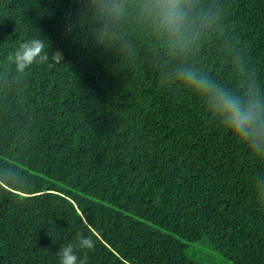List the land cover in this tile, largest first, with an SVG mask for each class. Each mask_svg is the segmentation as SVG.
Listing matches in <instances>:
<instances>
[{"label": "trees", "instance_id": "1", "mask_svg": "<svg viewBox=\"0 0 264 264\" xmlns=\"http://www.w3.org/2000/svg\"><path fill=\"white\" fill-rule=\"evenodd\" d=\"M200 4L215 15L181 57L134 20L101 34L87 0H0V264H59L77 232L88 264H199L204 239L264 264V159L176 80L264 87V0ZM35 37L48 62L17 70Z\"/></svg>", "mask_w": 264, "mask_h": 264}, {"label": "clouds", "instance_id": "2", "mask_svg": "<svg viewBox=\"0 0 264 264\" xmlns=\"http://www.w3.org/2000/svg\"><path fill=\"white\" fill-rule=\"evenodd\" d=\"M98 31L105 34L129 20L149 30L173 56L191 52L212 23L214 12L204 10L200 0H87ZM49 43L39 37L21 41L9 53L19 71L49 60ZM61 53L53 54L61 58ZM177 82L194 94L207 115L228 130L257 158L264 159V87L248 75L239 87L217 82L194 67H180ZM79 249H94L95 243L83 232L76 233ZM69 243L58 250L59 264H88L87 254L78 255Z\"/></svg>", "mask_w": 264, "mask_h": 264}, {"label": "rangeland", "instance_id": "3", "mask_svg": "<svg viewBox=\"0 0 264 264\" xmlns=\"http://www.w3.org/2000/svg\"><path fill=\"white\" fill-rule=\"evenodd\" d=\"M188 253L199 264H235L223 256L208 239L190 243Z\"/></svg>", "mask_w": 264, "mask_h": 264}]
</instances>
